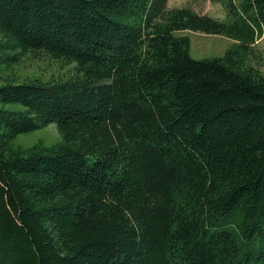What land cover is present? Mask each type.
Returning <instances> with one entry per match:
<instances>
[{"label": "trees", "instance_id": "1", "mask_svg": "<svg viewBox=\"0 0 264 264\" xmlns=\"http://www.w3.org/2000/svg\"><path fill=\"white\" fill-rule=\"evenodd\" d=\"M211 1L0 0V62H77L0 84V264H264V0Z\"/></svg>", "mask_w": 264, "mask_h": 264}, {"label": "rangeland", "instance_id": "2", "mask_svg": "<svg viewBox=\"0 0 264 264\" xmlns=\"http://www.w3.org/2000/svg\"><path fill=\"white\" fill-rule=\"evenodd\" d=\"M191 5L197 11L214 17L225 18L226 13L221 2L211 0H169L170 7ZM179 34H187L191 38V54L195 58L222 56L232 44V39L218 33L183 30ZM248 63L264 70V34L261 35L253 46ZM39 55V56H38ZM38 56V57H37ZM77 62H67L64 58H56L46 53L26 55L19 62H0V84L7 80L18 81L26 78H67L74 70ZM62 140V135L57 123L52 122L47 126L29 132L19 133L14 140L16 146L28 147L37 142L50 145Z\"/></svg>", "mask_w": 264, "mask_h": 264}]
</instances>
